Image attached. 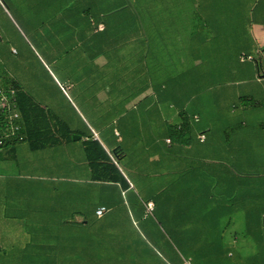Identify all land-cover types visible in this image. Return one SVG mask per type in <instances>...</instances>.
Segmentation results:
<instances>
[{"label":"crops","instance_id":"obj_1","mask_svg":"<svg viewBox=\"0 0 264 264\" xmlns=\"http://www.w3.org/2000/svg\"><path fill=\"white\" fill-rule=\"evenodd\" d=\"M75 1L78 5L65 8L63 17L75 20L72 25L77 27L80 20H92L94 48L100 54L95 57L104 59L107 51L121 52L124 60L131 56L133 62L143 63L147 83L155 84L153 90L160 93L168 84L175 96L194 86L182 96V107L190 105L195 123L184 124L183 131L190 134L176 141L164 124L145 122L144 117L138 125L123 123L124 130L139 132L138 138L130 139L108 124H82V129L62 124L48 125L47 142L36 144L26 140L21 129L22 138L6 139L0 152H5L4 158H25L35 187H19L20 175L0 174V238H25L17 240L16 258L45 259L51 264H239L241 259H255L264 247V0ZM136 2L141 12L136 11ZM104 3L112 6L104 8ZM87 10L93 13L86 15ZM129 34L131 44L122 45L115 37V45L102 46L110 35ZM242 51L255 55L256 61L239 60ZM174 52H179L178 57ZM199 52H234L235 63L229 62L231 54L223 66L228 68L225 74L235 77L200 90V82L216 79L211 69L200 76ZM152 53L158 76L150 72ZM210 61L207 68L217 66ZM204 92L210 93L213 103L230 99L225 109L216 108L219 122L202 120L197 106ZM214 109L208 115H214ZM155 110L159 121H164L157 109L139 114L150 116ZM164 115L166 120L185 117L180 112L165 111ZM71 130L81 133L72 139ZM90 158L111 161L124 179L104 180L101 175L117 172L109 161L104 170H96ZM115 158H127L129 164L130 158L149 166L164 164L165 176L171 178L149 192L159 200L149 197L146 203L153 202L151 210L145 203L137 206V212L135 208L127 211L131 233L127 229V236L118 233L114 214L122 192L134 183ZM177 179L188 183L179 181L181 187L176 186L172 180ZM100 205L107 209L98 216L95 208ZM130 211L142 219L137 223L142 231L130 219ZM154 211L159 218L146 221V213ZM235 214L243 222V235H234ZM141 241L142 249L136 245ZM123 244L125 257L119 255Z\"/></svg>","mask_w":264,"mask_h":264},{"label":"rangeland","instance_id":"obj_2","mask_svg":"<svg viewBox=\"0 0 264 264\" xmlns=\"http://www.w3.org/2000/svg\"><path fill=\"white\" fill-rule=\"evenodd\" d=\"M70 5L75 7L78 2L75 0H0V73L8 79L14 80L22 90L32 97L46 113L49 125L63 124L70 129H82V124H108L110 129L118 128L125 139H130L131 136L138 138L139 132L135 128L129 131L124 130L123 123L138 125L143 122L142 118L144 117L145 122L150 119V121L157 120L158 123L164 124L174 141L188 137L190 132L183 131L184 124L195 122L191 121L190 105H187L188 108L182 107L183 95L195 90L194 86L175 96L170 88L171 84H168L167 90L160 93L157 88L153 90L152 86L155 84L147 83V69L143 68V63H138L136 59L133 62L131 56L124 60L121 57V52L112 51L110 53L107 51L104 54L109 56L104 59L100 60V57H95L94 54H100L94 48L96 36L93 31V22L86 20L84 23L83 20H80L79 27L73 26L75 20L63 17V14H67L64 13L65 8ZM103 6L110 8L112 4L104 3ZM86 13H88L86 15H91L93 12L87 10ZM122 22L124 21L122 20ZM201 23L202 20H200ZM115 37L119 38L122 45L131 44L129 39L127 40L131 37L130 34L127 36L110 35L102 46L104 43L105 48L115 45L117 42ZM199 53L200 56L203 55L200 58L203 64H206L210 59V63L217 65V68H214L216 80L221 81L225 77V79L235 77L232 73L225 74L228 72V68L223 66L224 60H227L231 54L229 62L231 63L232 59V63H235V61L233 62L234 52ZM117 54L119 57H115ZM173 54L178 57L179 52ZM167 61L169 62L168 59ZM150 62L151 74L158 76L159 68L154 53L150 56ZM171 64L173 65L174 62ZM176 68L174 69L176 70ZM1 80L3 81V78ZM108 80L111 82L108 83ZM91 81L94 82L91 83ZM99 86L102 87L99 89ZM151 87L152 92L149 95L148 88ZM217 90L220 91V89ZM210 96V93L204 92L199 99L197 108L202 113V120L206 121L208 118L216 123L221 117L216 114V108L225 109L224 107L227 106L230 99L220 100L219 104V101L215 100L213 103ZM148 108L160 110V113H163L162 118L165 120L159 121V111L156 110L152 111L150 116L142 115ZM211 109H214V115H208ZM165 111L169 114L180 112L185 114V117L178 115L166 120ZM213 111L212 113H214ZM80 133V131L71 130L69 138L73 139ZM102 134L109 135L111 131H104ZM4 156H6L5 152H0V174L20 175L18 178L19 187H35V179H31L32 171L29 169V165L25 164L26 159L4 158ZM115 159L119 167L124 170L125 175H128L134 183L132 189L122 192L121 203L115 209L114 214L115 219L119 222L118 233L127 236V229L131 234L128 227L127 211L135 208L137 212V206L145 204L149 197L159 201L157 195L149 194V192L166 184L167 179L171 178L165 176L168 170L164 164L157 163L149 166L137 158H130L132 163L129 164L127 158ZM102 160L109 161L104 158ZM128 164L130 168H128ZM176 176H180V173L178 172ZM13 180L15 179L13 178ZM179 181V179L172 180L176 186L181 187ZM180 182L188 183L187 180ZM20 197L17 196V199ZM2 198L0 194V201L3 200ZM10 198L13 200L15 195H11ZM95 198H98L97 195ZM20 200L25 202L23 197ZM10 203L14 202L9 201L8 204ZM146 214L149 215V218L144 219L148 222L150 219L159 218L157 211ZM235 216L234 223L237 227L234 235H243V222L237 217V214ZM130 219H134L135 227L139 230L137 223L142 219L136 214L133 215L131 211ZM239 223H241L240 226ZM139 231H142L141 228ZM253 231H255L254 228ZM140 233L142 234V232ZM18 239L25 240L23 237ZM17 240L14 237L7 238V240L0 238V259L4 260V264H12V258L13 264L17 263L16 256L20 253ZM136 245L142 249L144 243L141 241ZM122 247L124 248L119 255L125 257L126 244H123ZM247 249L246 251L250 254L251 247L249 246ZM258 252L255 259H241L238 260V263L264 264V247Z\"/></svg>","mask_w":264,"mask_h":264},{"label":"trees","instance_id":"obj_3","mask_svg":"<svg viewBox=\"0 0 264 264\" xmlns=\"http://www.w3.org/2000/svg\"><path fill=\"white\" fill-rule=\"evenodd\" d=\"M135 4H136V11L141 12V8H140L141 4L139 2H136ZM139 15L141 16V13ZM201 57L202 56H200V58ZM214 68H217V67L207 68L205 64L202 63V60H201L200 67H199L200 76L204 74L206 75L207 69H211V71L214 74L212 76L214 77L215 76ZM211 77H209V79H211ZM2 78H3V81L0 80V87L7 88L8 86H11L15 89L16 107L21 115L22 124H23L22 131L25 134V139L28 141H33V143H36V144L46 143L47 134H48V125H49V120H48L46 113L32 99V97L28 93H26L24 90L20 88V86L14 80L8 79L5 75L0 73V79ZM215 81L216 82L202 81L199 83V89L202 90L208 87L209 85L216 84L217 80ZM5 107L6 105L0 100V129H3V130H5L6 127L8 126V114H7ZM99 161H102V162L100 163ZM90 162L92 163V166L98 171L104 170L108 166V164L104 162V160H100L99 158H90ZM108 163H109V166L112 165L111 168L117 173L116 174L113 173L112 176L111 174H103L101 175V177H103L104 180H110V181L112 180L119 181L121 179H124L121 172L114 166V164H112L111 162H108ZM261 216H262L261 218H263L261 224L264 225V212ZM255 228H258V227H254V229ZM262 228L264 232V227ZM256 231L257 230L255 229V234H257ZM11 261L13 264L14 263L13 258L11 259ZM18 263L19 264H51L49 262L47 263V260L45 259H36V258H21V259L19 258L17 259V263L15 262V264H18ZM0 264H4V260L0 259Z\"/></svg>","mask_w":264,"mask_h":264},{"label":"built area","instance_id":"obj_4","mask_svg":"<svg viewBox=\"0 0 264 264\" xmlns=\"http://www.w3.org/2000/svg\"><path fill=\"white\" fill-rule=\"evenodd\" d=\"M239 60L241 61H256V57L253 54L247 52H240ZM0 100L6 105L5 109L8 114V126L5 130L0 129V147L3 145L4 141L8 138H22V134L20 130L22 129V119L20 112L16 107V97H15V89L11 86L0 87ZM199 139L203 140L204 134H199ZM147 210H151L153 208V202L148 201L146 203ZM106 207L104 205L97 206L95 208V214L101 216L105 211Z\"/></svg>","mask_w":264,"mask_h":264}]
</instances>
